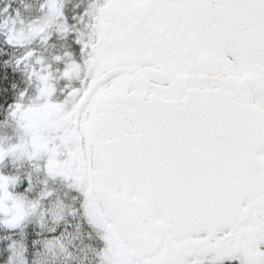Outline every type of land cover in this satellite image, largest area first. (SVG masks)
<instances>
[{"label":"snow or ice","instance_id":"1","mask_svg":"<svg viewBox=\"0 0 264 264\" xmlns=\"http://www.w3.org/2000/svg\"><path fill=\"white\" fill-rule=\"evenodd\" d=\"M0 264H264V0H0Z\"/></svg>","mask_w":264,"mask_h":264}]
</instances>
